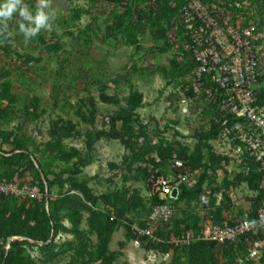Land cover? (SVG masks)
I'll return each mask as SVG.
<instances>
[{
  "label": "rangeland",
  "instance_id": "obj_1",
  "mask_svg": "<svg viewBox=\"0 0 264 264\" xmlns=\"http://www.w3.org/2000/svg\"><path fill=\"white\" fill-rule=\"evenodd\" d=\"M168 1L172 17L161 22L160 26L172 43L168 48H165L157 26H150L151 22L143 16L150 10L153 13V6L157 5L154 0H120L122 4L108 0H52L56 12L53 30L50 33L41 31L27 41L19 32V17L14 16L8 22L9 40L0 43V85L8 83L10 86V94L2 97L0 103L13 111L9 122L1 129L10 133L13 139L23 140L38 159L45 161L50 171L58 173L71 169L73 162L88 154L90 164L81 169L76 179L86 180L95 195L109 189H131L138 194L146 209L153 198L148 186L153 176L145 182L136 180V170L150 168L148 159L154 156L151 154L146 162L134 160L123 143L105 138L95 142L87 152L85 141L88 135L94 136L98 131L107 133L110 117L131 109L130 126L133 130L146 129L153 142L158 138L176 140L188 147L190 154L196 157L187 167L189 185H184L190 194L174 203L165 201L172 217L157 228L161 234L170 237L179 235L184 226L202 228L211 221L241 219L249 212L255 193L250 192L245 184L236 187L228 184L235 182V177L245 171V167L232 157L217 154L218 149H222L232 155L228 143L215 138L208 142L211 149L207 150L194 137V131L200 127L208 129L200 120L204 102L200 97L181 95L180 87L187 77L172 78L170 61H185L178 55L184 37L178 0ZM24 2L35 12L36 0ZM243 2L251 9L252 21L259 27L262 38L260 63L264 64V9H258V0ZM127 10L130 16H127ZM116 11L125 16L124 24L113 36L105 28L114 26L110 24V15ZM137 16L144 18L145 32L139 36L138 43L133 44L123 30ZM184 108L186 113H183ZM54 127L62 128L68 135L61 139L53 137ZM217 156L223 160L216 162ZM159 170V175H165L171 174L172 169L170 166L158 168L155 173ZM13 180L29 182L24 175ZM67 187L64 184L62 193ZM51 192L50 195L42 194V198L45 197L46 201L49 196L54 200L59 191L54 188ZM202 196L206 205L202 204ZM15 199L18 206L27 200ZM131 216L134 222L144 217L139 214ZM85 220L86 217L82 229L86 227ZM64 225L70 227L68 221ZM11 239L16 238L8 239L7 243ZM70 239V235L59 234L55 241L61 246ZM108 250L115 255L114 264H170L172 256L171 252L165 259L159 248L128 236L123 226L113 234ZM30 253L35 258L40 257L35 250ZM70 254L67 251L54 264H66ZM217 255L222 262L221 254ZM252 264H264V254Z\"/></svg>",
  "mask_w": 264,
  "mask_h": 264
},
{
  "label": "trees",
  "instance_id": "obj_2",
  "mask_svg": "<svg viewBox=\"0 0 264 264\" xmlns=\"http://www.w3.org/2000/svg\"><path fill=\"white\" fill-rule=\"evenodd\" d=\"M110 2H119L120 0H108ZM150 0H146L149 2ZM157 5L153 6L148 14L143 16L150 21V26H157V32L163 38L165 48L171 47L172 44L166 36L161 26V22L171 19L172 9L168 0H154ZM206 2H215L216 0H203ZM239 1V0H238ZM258 9H264V0H258ZM133 2V1H131ZM130 2V4H131ZM245 10V2L239 1ZM125 4V3H124ZM180 8V1L177 2ZM257 9V8H256ZM130 10V9H128ZM127 10L128 15L129 11ZM249 16L246 17V23L255 24L254 14L245 11ZM125 15H120L116 11L110 15L113 27L106 26V32H110L114 36L116 29L121 24H124L123 18ZM144 18L136 17L135 21L129 22L123 33L129 42L138 43L139 36L145 32V25L142 23ZM153 22V24H152ZM181 31V30H180ZM3 42L4 37H0ZM171 43V44H169ZM262 43V41H261ZM56 49V47H53ZM180 50V49H179ZM28 58V57H27ZM181 60L170 61V72L172 78L181 79L195 68V64L191 62L185 55ZM185 81L183 82V84ZM0 100L10 94V86L8 83L0 85ZM184 96H193L191 93H183ZM204 105L200 113V120L208 127L207 130L201 127L194 131V137L199 142L202 148L210 150L208 142L212 139H217L223 131L228 132V127L221 126L222 117L224 114L217 111L215 105L206 104V98L203 96ZM259 101L264 102V97H259ZM133 108V107H132ZM10 107H2L0 103V180L13 182L14 178H20L24 175L29 179L26 184L37 185L42 194H52V190L57 188L58 196L45 201V197L41 200L22 201L21 205H16L17 199L13 197L0 196V264H54V262L67 251H70V258L66 264H114L115 255L108 250L111 238L120 226H123L128 236H135L140 240H145L143 237H138L136 232L131 230L130 223L131 215H142L145 218L151 207L157 204H162L157 194L153 195L150 201L149 209H146L138 194L133 190L122 187L119 190L110 189L99 195L93 192L87 186L86 180L76 179L82 168L90 164V156L77 159L73 162L71 169L61 170L58 173L49 170V166L45 161L38 159L33 151L28 149L21 139H13L10 133H5L1 127L5 125L12 116ZM132 110L126 109L119 115L110 117V127L108 132L98 131L94 136L86 138L85 146L89 152L95 142L105 138L109 140L120 141L129 150L131 158L134 160L147 161V158L152 154L154 158L148 159L150 168L137 169L138 176L136 180L147 181L149 178H155L161 171L155 173L158 168H166L171 166L173 156L182 160L184 166L187 167L193 164L195 160L194 154H190L188 147L182 145L176 140L168 141L166 139H153L146 133V129L133 130L130 126L132 122ZM120 122V123H118ZM229 127L234 122V118H228ZM120 124V125H118ZM68 133L62 128L54 127L52 136H57L59 139L67 136ZM230 135V134H229ZM58 146V144L56 145ZM61 155V154H59ZM223 157V156H222ZM158 160V161H156ZM223 159L217 156L218 162ZM248 165V173L238 174L235 177V182H228L234 187L240 184H245L248 190L255 193L254 199L251 201L249 212L247 213L250 219H255L256 211L260 207H264V173L259 170V164L252 163L248 158L244 159ZM244 167V165L239 164ZM140 170V172H139ZM139 172V173H138ZM171 173L175 174L173 170ZM28 174V176H26ZM19 183H25L20 181ZM68 187L63 192V186ZM196 188V187H195ZM197 189V188H196ZM195 189V190H196ZM179 193L176 201L182 200L189 196L185 186L178 187ZM196 195V192L194 193ZM171 199V198H170ZM46 202V203H45ZM46 206V207H45ZM86 217V227L81 228V224ZM142 218V219H143ZM140 219L137 221L139 225H143ZM68 221L70 227H66L64 222ZM222 223L221 221H213ZM234 221H229L232 224ZM196 227V226H194ZM184 226V229L179 234L185 231H192L194 234L200 232L201 228ZM59 234L70 235L71 239L66 240L62 245H58L55 238ZM163 238L164 243L158 246L151 245L152 248H159L162 254L169 253L171 256L170 264H238V259L242 260L241 264H252L259 256L264 254L260 252L255 260L245 259L246 250L251 246V241L254 238L261 237V232L255 236L246 235L239 238L232 244H225L218 247L213 242L196 241L188 246L174 247L167 243L170 238L168 235L161 234L158 230L155 233ZM16 238L12 242L7 243L8 239ZM18 238H22L19 240ZM5 246H8L5 249ZM30 250H35L40 257L35 258L31 255ZM196 253L194 254V251ZM218 253L221 255L222 262L218 260ZM194 256L192 257L191 255ZM192 258V260H191Z\"/></svg>",
  "mask_w": 264,
  "mask_h": 264
},
{
  "label": "built area",
  "instance_id": "obj_3",
  "mask_svg": "<svg viewBox=\"0 0 264 264\" xmlns=\"http://www.w3.org/2000/svg\"><path fill=\"white\" fill-rule=\"evenodd\" d=\"M180 25L184 42L178 53L187 58L195 68L187 75L180 93H191L196 97H205L206 104L215 105L222 112L221 126L228 132L217 138L228 143L233 154L218 149L220 156L233 157L238 164L243 162L244 173L249 167L244 159L259 164L264 173V102L259 101L257 90L260 78V55L262 50L259 27L245 22L249 16L241 3L228 0L206 2L203 0H179ZM232 2V1H231ZM187 109H183L186 113ZM234 118L229 127L228 118ZM230 134V135H229ZM170 168L175 174L158 175L148 182L152 195L157 194L161 201L169 200L171 192L179 185H189V175L184 162L175 156ZM0 196L19 199L40 200L42 193L37 185L16 181L0 180ZM206 205L205 197H201ZM171 210L166 203L151 207L148 215L131 224V230L148 243L158 246L164 243L155 233L157 228L168 223ZM262 236L254 238L246 250L245 259L255 260L264 251V207L256 211L255 219L245 214L241 219L228 223H210L194 234L191 231L170 236L167 243L174 247L188 246L196 241L213 242L218 247L232 244L246 235ZM164 258L169 253L162 254ZM242 260L238 259V264Z\"/></svg>",
  "mask_w": 264,
  "mask_h": 264
},
{
  "label": "clouds",
  "instance_id": "obj_4",
  "mask_svg": "<svg viewBox=\"0 0 264 264\" xmlns=\"http://www.w3.org/2000/svg\"><path fill=\"white\" fill-rule=\"evenodd\" d=\"M18 16L19 32L25 41L36 37L41 31L51 32L56 12L52 0H36L33 12L24 0H0V36L6 40L9 35L8 22ZM3 41H0L2 43Z\"/></svg>",
  "mask_w": 264,
  "mask_h": 264
},
{
  "label": "crops",
  "instance_id": "obj_5",
  "mask_svg": "<svg viewBox=\"0 0 264 264\" xmlns=\"http://www.w3.org/2000/svg\"><path fill=\"white\" fill-rule=\"evenodd\" d=\"M259 72H260V78H259V81H258V85H257V90H258V92H259V97L261 96V97H264V64L263 63H260V69H259ZM233 158V157H232ZM234 159V158H233ZM242 165H243V162L241 163ZM224 168H226L225 170H227V172H231V169H228V167H224ZM230 168V167H229ZM182 186H184V185H179L178 187H182ZM178 187H177V194H176V196L174 197V198H171V199H169L171 202H175L176 201V197L178 196V193H179V190H178ZM250 196V195H249ZM167 201V200H166ZM164 203H165V201H164ZM171 210V209H170ZM172 212V211H171ZM234 221H236V220H234ZM210 223H215V222H213V221H211V222H209V224ZM222 223H228V222H223L222 221ZM209 224H207V225H209ZM206 226V225H205ZM204 227V226H203ZM202 227V228H203ZM201 228V229H202ZM188 231H190V230H188ZM201 231V230H200ZM185 232H187V231H185ZM184 232V233H185ZM192 232V231H191Z\"/></svg>",
  "mask_w": 264,
  "mask_h": 264
},
{
  "label": "water",
  "instance_id": "obj_6",
  "mask_svg": "<svg viewBox=\"0 0 264 264\" xmlns=\"http://www.w3.org/2000/svg\"><path fill=\"white\" fill-rule=\"evenodd\" d=\"M176 194H177V189L174 188V189L172 190V192H171L170 197H171V198H174V197L176 196ZM46 201H47V199H46ZM12 240H14V239L9 240V243L12 242Z\"/></svg>",
  "mask_w": 264,
  "mask_h": 264
}]
</instances>
